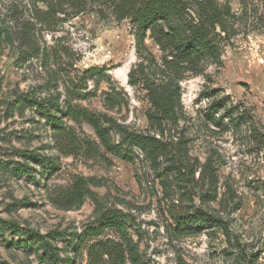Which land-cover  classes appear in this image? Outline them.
<instances>
[{
	"label": "rangeland",
	"instance_id": "1",
	"mask_svg": "<svg viewBox=\"0 0 264 264\" xmlns=\"http://www.w3.org/2000/svg\"><path fill=\"white\" fill-rule=\"evenodd\" d=\"M219 1L230 3L236 34L224 43L220 65L208 62L202 73L181 81L183 111L172 133L187 139L195 163L214 160L218 199L225 196L228 206L218 199L203 202L208 186L199 180V171L190 199L181 195L178 178L171 180L173 197L180 193L183 205L219 211L227 227H198L193 235L176 237L169 226L171 200L140 150L135 149L133 162L103 150L105 156H91L85 145L72 153L62 150L53 124L28 98L60 91L64 106L81 105L154 133L147 91L129 82V71L140 60L135 27L99 12L97 3L77 15L63 14L45 29L37 14L44 4L0 0V29L12 32L11 41L0 34V218L14 225L0 229V264H46L35 236L51 232L63 256L77 255L76 264L87 263V250L77 251L76 243L95 219V204L88 197L80 207L60 204L80 177L89 180L104 206L130 213V231L135 240L137 232L142 236L140 248L148 264H264V0ZM26 22L34 27L30 44L40 49L24 58V51L32 53L20 37ZM146 44L159 58L153 40L147 38ZM89 69L97 74L89 77ZM59 115L80 139L96 142L88 123L62 111ZM26 150L52 158L53 164L29 159L33 173L17 177ZM106 236L116 234L110 230Z\"/></svg>",
	"mask_w": 264,
	"mask_h": 264
},
{
	"label": "trees",
	"instance_id": "2",
	"mask_svg": "<svg viewBox=\"0 0 264 264\" xmlns=\"http://www.w3.org/2000/svg\"><path fill=\"white\" fill-rule=\"evenodd\" d=\"M33 1L45 5V8L37 7L38 23L45 29L62 20L63 14L67 15L72 11L73 15H77L94 8L97 3L100 6L99 12H108L119 22L130 21L135 27L136 52L140 60L129 71V82L133 85L142 84L150 102L147 118L154 133H144L108 114L95 113L71 103L64 106L60 100V91L40 96L28 94V98L34 99L38 112L53 124L54 133L61 140V149L72 153L75 148L85 145L84 149L91 156H105L101 152L103 150L106 154L131 162L135 159V149H138L160 178L165 197L171 200L168 210L171 220L169 226L176 237L193 235L198 227L226 229L227 221L219 211L190 203L182 204L181 195L184 194L185 199L192 197L191 188L194 187L197 171L199 180L208 186L200 197L203 202L218 199L219 179L214 160L207 158L203 164L195 163L189 157L187 139L182 134L177 136L172 132L177 130L183 111L181 81L189 74L202 73L208 62L220 65L224 43H229L236 34L230 3L219 0ZM33 28V23L26 22L20 33V37L32 50L30 54L24 51V58L35 56L40 49V45L30 44L28 37ZM2 33L11 41L12 32L8 27L2 26L0 34ZM147 38L152 39L159 47V58L148 48ZM86 72L89 77L97 74L96 69ZM214 103L215 101L212 104ZM219 107L215 105L214 109ZM59 111L76 122H86L92 126L96 142L82 140L73 130L68 129ZM26 151L24 160L17 164V177L33 173L29 159L40 162L47 160L53 164L52 158ZM172 177L178 178L177 186L184 190L181 195L179 193L178 199L173 197ZM87 197L95 204V219L92 225L79 233L76 243L77 251L82 248L87 250L86 264H148V259L140 248L142 236L135 231V240L130 231V213L104 206L98 195L90 189L87 178H78L73 188L62 195L60 204L67 209L80 207ZM218 200L220 204L225 203V208L228 206L225 196L221 195ZM13 226L10 221L0 218V229ZM110 230L116 237H103ZM52 233H39L35 236L43 251L39 257L46 264H76L77 255L63 256L50 239Z\"/></svg>",
	"mask_w": 264,
	"mask_h": 264
}]
</instances>
